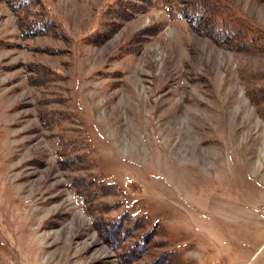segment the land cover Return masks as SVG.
I'll list each match as a JSON object with an SVG mask.
<instances>
[{"label":"rangeland","instance_id":"rangeland-1","mask_svg":"<svg viewBox=\"0 0 264 264\" xmlns=\"http://www.w3.org/2000/svg\"><path fill=\"white\" fill-rule=\"evenodd\" d=\"M41 1L66 38L21 39L0 0V264H264V99L249 98L264 56L131 6L93 44L108 0ZM223 1L264 40V0ZM34 63L48 80L28 78ZM64 110L86 150L60 136ZM90 174L102 189L74 180ZM126 213L160 232H122Z\"/></svg>","mask_w":264,"mask_h":264},{"label":"trees","instance_id":"trees-1","mask_svg":"<svg viewBox=\"0 0 264 264\" xmlns=\"http://www.w3.org/2000/svg\"><path fill=\"white\" fill-rule=\"evenodd\" d=\"M1 2L7 7L9 12L14 16L16 22V28L18 30L19 37L21 39H33L37 37H47L54 35H63L66 38V34L57 22L43 7L41 0H1ZM103 2V1H101ZM128 6L141 11H151L154 9H162L166 15L168 21L171 20H183L189 27L201 36H204L213 43L232 50L234 52L249 53L252 55L264 56V40L261 39V35L253 33L250 29L252 23L246 17L229 7L223 0H108L102 3V6L98 8L96 15V29L90 33L87 37V42L90 43L100 42L96 41L99 38L108 37L109 34L118 29L121 23L118 19L128 18L127 11ZM127 7V8H126ZM60 32H59V30ZM108 30H111L109 33ZM145 30V29H144ZM143 30V31H144ZM63 31V32H62ZM142 31V32H143ZM56 32V34H55ZM147 32V30H146ZM48 49V48H47ZM51 50V49H48ZM31 70H28V78L35 82L40 80H48L52 71H50L44 64L34 63ZM263 92L261 91L256 97L249 94V98L253 104L258 103L257 97L260 100L264 99ZM55 122L62 125V133L69 134L72 138L70 142L65 144L75 149H87V144L83 143L81 132L82 128L80 121L74 111L64 110L58 112L53 118ZM75 124L76 126H72ZM84 157L81 159L83 160ZM80 160V161H81ZM77 162L76 158H70L68 160L69 166ZM68 164H62L63 167ZM75 182H81L88 188L91 185L90 190L93 192L95 189H102L104 181L99 175H87L83 178L76 177ZM117 184V183H116ZM104 188H107L109 195L121 194L122 189L115 184L107 183ZM136 208V210H135ZM131 208V211H137V207ZM113 221L117 222V226L123 225V227H117L123 229L122 232L131 228H147V239H150L156 232H160V228L156 225V222L152 221V218L148 214L135 213L133 215L124 214ZM102 223V222H101ZM112 223L106 225V228L113 229ZM114 235L118 233L113 230ZM165 243V242H164ZM172 256L168 257V264L175 262V252L171 251ZM174 254V255H173ZM164 256V255H163ZM165 259H159V262H164Z\"/></svg>","mask_w":264,"mask_h":264}]
</instances>
